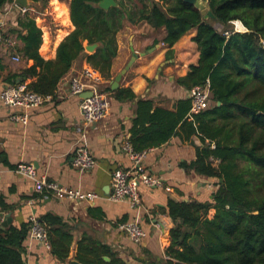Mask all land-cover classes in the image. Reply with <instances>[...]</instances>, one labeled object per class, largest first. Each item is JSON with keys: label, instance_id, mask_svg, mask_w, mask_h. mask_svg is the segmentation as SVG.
Returning <instances> with one entry per match:
<instances>
[{"label": "trees", "instance_id": "1", "mask_svg": "<svg viewBox=\"0 0 264 264\" xmlns=\"http://www.w3.org/2000/svg\"><path fill=\"white\" fill-rule=\"evenodd\" d=\"M13 1L0 0V11ZM100 1L70 0L74 29L58 44L54 59L40 56L41 30L28 14L19 13L7 33L17 41L15 54L32 64L9 72L3 82L30 80L29 90L54 96L60 79L82 58L109 78L117 34L127 24L145 22L155 30L163 28L161 41L168 48L195 29L199 59L178 83L190 90L208 80L210 106L190 113L189 98L179 99L174 111L138 100L128 140L140 152L172 136L194 138L195 157L182 166L212 182L202 199H168L164 212L173 227L162 264H264V0H208L213 17L207 18L182 0H115L117 6L106 9L98 5ZM233 21L245 31L234 32ZM84 43L98 47L86 53ZM112 97L118 102L136 98L128 88L116 89ZM38 219L47 228L51 253L64 263L70 236L58 218ZM28 235V221L0 227V264H25ZM80 244L76 257L83 264H127L119 256L86 260Z\"/></svg>", "mask_w": 264, "mask_h": 264}, {"label": "crops", "instance_id": "2", "mask_svg": "<svg viewBox=\"0 0 264 264\" xmlns=\"http://www.w3.org/2000/svg\"><path fill=\"white\" fill-rule=\"evenodd\" d=\"M27 3L36 12L45 14L43 24L48 30L43 33L41 30L39 54L46 60L54 59L58 44L74 29L69 17L70 0H28ZM6 7L7 4L1 9L0 19L8 29L15 24L19 11L13 8L4 14ZM195 34V29L187 31L168 48L161 41L163 28L155 30L145 22L123 27L117 34V55L111 76L105 79L97 71V81L85 78L89 84L83 96L90 93L92 86L109 98L107 116L94 124H84L80 98L69 93L70 78L81 76L82 70L90 66L84 58L73 62L50 101L27 111L25 124L11 118L15 113H22L19 108L8 107L0 100V227L20 226L31 215L37 218L50 215L60 220L62 229L70 236L64 263L51 253L50 245L47 248L28 236L24 242L25 264H69L70 260H77L80 243L82 256L90 261L98 256L105 261H109L110 256H119L127 264H162L166 259L169 230L173 227V221L164 212L168 199H202L213 188L211 181L182 166L195 157V139L172 136L157 147L147 148L142 163L151 175L161 180L162 186L139 185L140 202L136 206L108 199L112 191L110 174L118 167L130 166L122 145L129 140L138 100H150L153 108L174 111L179 99L188 98L189 90L180 85L178 79L198 62ZM86 45L84 43V47ZM133 52L137 57L122 76L118 88L130 89L136 98L118 102L112 97L115 90H111V84ZM31 64L32 61L14 62L11 55L2 53L0 92L9 86L3 82L9 72ZM28 82L30 80L25 84ZM80 143L95 160V166L85 172L73 166L75 148ZM19 163H31L37 178L66 189L94 193L97 198L84 201L57 198L51 192L42 195L35 191L31 179L16 171ZM7 218L9 221L2 226ZM126 221L136 222L144 230L141 242H132L117 229V222ZM107 250L110 255L105 254Z\"/></svg>", "mask_w": 264, "mask_h": 264}, {"label": "built area", "instance_id": "3", "mask_svg": "<svg viewBox=\"0 0 264 264\" xmlns=\"http://www.w3.org/2000/svg\"><path fill=\"white\" fill-rule=\"evenodd\" d=\"M8 7L4 8V14L8 13L10 9L16 8L21 15L28 14L34 19L36 25L40 30H48V27L43 24L45 14L38 13L34 9L28 7H19L13 1L7 4ZM236 22L233 21V31L242 32L245 30L238 29ZM241 24V23H240ZM242 25V24H241ZM225 32L224 34H228ZM264 45V39L261 40ZM17 41L15 36L7 33L5 23L0 19V56L2 53L11 55L14 62L22 61L21 58L15 54ZM97 70L89 66L82 70L81 76L71 77L69 80V93L79 97V109L81 112L84 124L91 125L103 120L109 111V98L104 92L98 91L91 86L89 96H83L87 92L86 86L89 83L85 82V78L91 82L97 81L95 77ZM52 95H41L29 90L25 83L9 85L3 88L0 92V100L3 104L11 108H19L22 113H15L11 118L21 123L27 122V111L38 108L44 103L52 99ZM211 94L209 90V81L206 80L202 85L192 87L188 92L190 99V113H198L207 109L210 104ZM122 150L127 155L130 166L118 167L114 169L111 174V187L112 191L108 199L113 202L127 201L131 205L136 206L140 202V194L138 187L143 184L148 188L160 187L162 182L158 177L151 175L145 168L143 159L147 154V150L135 152L132 149L129 141H125L122 145ZM73 166L80 172L91 170L95 166V160L90 154L88 148L82 143L77 144L73 156ZM16 171L20 174L31 179L35 184V191L40 194H47L51 192L57 198L78 199L90 201L97 198L94 193H83L79 190H70L53 182H48L43 178H37L36 169L31 163H19ZM169 190L168 187H164ZM29 223V237L40 241L45 247L49 248V241L47 237V228L36 216L31 215L28 219ZM117 229L124 234L134 243H139L145 236L144 230L136 222L126 221L117 222Z\"/></svg>", "mask_w": 264, "mask_h": 264}, {"label": "water", "instance_id": "4", "mask_svg": "<svg viewBox=\"0 0 264 264\" xmlns=\"http://www.w3.org/2000/svg\"><path fill=\"white\" fill-rule=\"evenodd\" d=\"M28 0H14L15 4L19 7H28ZM183 2L189 3L193 6H195L197 9L200 10L201 14L204 16V18L209 17H213L212 12L209 9L208 6V0H182ZM98 5L101 8H108L110 6H117V2L115 0H101ZM98 47L97 43H93V44H87L84 49L87 52L92 53L96 48ZM137 54L136 53H132L131 58L129 59V61L127 62V64L115 75L113 82L111 84V90H116L119 86V82L122 78V76L127 72V70L131 67V65L133 64L134 60L136 59ZM19 81V79L17 80V82ZM91 95V93L86 94V96ZM9 221V218H7V220L2 222V226H5L6 223ZM69 264H83L77 260H70Z\"/></svg>", "mask_w": 264, "mask_h": 264}, {"label": "rangeland", "instance_id": "5", "mask_svg": "<svg viewBox=\"0 0 264 264\" xmlns=\"http://www.w3.org/2000/svg\"><path fill=\"white\" fill-rule=\"evenodd\" d=\"M215 27L217 28V30H221V26L220 25H218V24H215ZM6 30H7V28H6Z\"/></svg>", "mask_w": 264, "mask_h": 264}, {"label": "bare ground", "instance_id": "6", "mask_svg": "<svg viewBox=\"0 0 264 264\" xmlns=\"http://www.w3.org/2000/svg\"><path fill=\"white\" fill-rule=\"evenodd\" d=\"M236 27H237L238 29H242V28L240 27V25H239V24H237V25H236Z\"/></svg>", "mask_w": 264, "mask_h": 264}]
</instances>
